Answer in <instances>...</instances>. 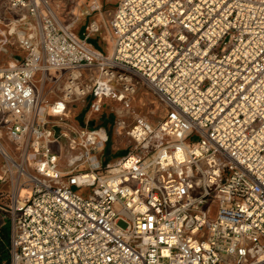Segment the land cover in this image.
I'll return each instance as SVG.
<instances>
[{
	"label": "built area",
	"instance_id": "1",
	"mask_svg": "<svg viewBox=\"0 0 264 264\" xmlns=\"http://www.w3.org/2000/svg\"><path fill=\"white\" fill-rule=\"evenodd\" d=\"M99 30L76 35L48 0H0L10 264H261L264 0H118L109 54L89 41ZM139 86L156 124L133 109ZM88 96L89 118L120 105L133 143L106 167V127L65 124Z\"/></svg>",
	"mask_w": 264,
	"mask_h": 264
},
{
	"label": "rangeland",
	"instance_id": "2",
	"mask_svg": "<svg viewBox=\"0 0 264 264\" xmlns=\"http://www.w3.org/2000/svg\"><path fill=\"white\" fill-rule=\"evenodd\" d=\"M58 16L67 24L72 25V30L78 36H83L86 28L90 23L96 21L100 25V30L92 34L89 41L94 47L101 50L105 55L109 54L112 45V33L110 30V19L112 11L118 0H48ZM9 27L3 25L2 30H8ZM16 41V39H14ZM13 50V49H12ZM54 74V72H52ZM97 73V72H96ZM95 73V74H96ZM94 74V75H95ZM92 74H88L90 78ZM64 81H59L52 84H47V101L44 105L47 107L59 95L63 88ZM90 85V83H89ZM51 91H48V89ZM91 97L77 100L69 104L67 108V119L65 124L68 126L81 125L85 126L89 120L88 126H104L107 129L109 140L105 144L102 151L98 152V159L101 161L102 167L115 163L120 157L125 155L133 143L126 135L125 131L117 132L115 127L116 114L115 110L120 108V105L114 101H108L103 107V110L97 115H91L89 118V103ZM133 109L138 116L146 117L150 122L156 124L163 115L162 107L157 103L154 96L144 87L139 86L135 94ZM50 125L55 122L54 118H48ZM68 162V156H65L64 165ZM92 162L96 164L95 157ZM2 188L8 189V185H3ZM0 225L4 228H10L9 216L0 211Z\"/></svg>",
	"mask_w": 264,
	"mask_h": 264
},
{
	"label": "trees",
	"instance_id": "3",
	"mask_svg": "<svg viewBox=\"0 0 264 264\" xmlns=\"http://www.w3.org/2000/svg\"><path fill=\"white\" fill-rule=\"evenodd\" d=\"M0 264H10L9 229L0 225Z\"/></svg>",
	"mask_w": 264,
	"mask_h": 264
},
{
	"label": "bare ground",
	"instance_id": "4",
	"mask_svg": "<svg viewBox=\"0 0 264 264\" xmlns=\"http://www.w3.org/2000/svg\"><path fill=\"white\" fill-rule=\"evenodd\" d=\"M87 89H88V87H87ZM118 109V108H117ZM46 110V106L45 105H42V108H41V110H40V117L41 118H44V111ZM261 264H264V256L261 258Z\"/></svg>",
	"mask_w": 264,
	"mask_h": 264
}]
</instances>
